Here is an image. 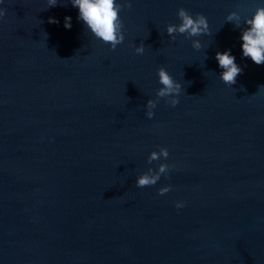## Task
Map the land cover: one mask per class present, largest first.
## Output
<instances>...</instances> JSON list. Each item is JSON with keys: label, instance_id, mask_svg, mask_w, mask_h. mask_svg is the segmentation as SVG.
<instances>
[{"label": "water", "instance_id": "water-1", "mask_svg": "<svg viewBox=\"0 0 264 264\" xmlns=\"http://www.w3.org/2000/svg\"><path fill=\"white\" fill-rule=\"evenodd\" d=\"M259 2L132 0L114 51L65 0L0 5V264H264V65L241 57L239 29L224 24ZM180 7L212 35L171 41ZM226 49L243 68L232 87L214 59ZM161 66L184 92L148 119ZM159 147L167 161L149 165ZM160 162L169 176L136 187Z\"/></svg>", "mask_w": 264, "mask_h": 264}, {"label": "clouds", "instance_id": "clouds-1", "mask_svg": "<svg viewBox=\"0 0 264 264\" xmlns=\"http://www.w3.org/2000/svg\"><path fill=\"white\" fill-rule=\"evenodd\" d=\"M59 2L60 0H47V8L55 7ZM4 3L5 0H0V5H4ZM68 3L78 9L77 20L83 23L85 30L90 32L96 40L107 44L113 51L124 42L125 30L120 13L123 9L132 7V0H65V6ZM5 14L6 9L0 7V20L4 18ZM176 15L179 23H170L166 26V34L171 41L175 42L177 34L183 35L185 39L212 35L205 15L201 13L192 14L183 7L178 8ZM71 21V16L64 17L63 26L65 29L72 28ZM48 22L59 23L58 20L51 17ZM225 23H231L234 30L239 29L240 31L241 57L250 58L256 65H264V0H260L250 15L242 16L237 11L229 12L224 18ZM133 47L135 54H144L145 45L143 41L139 45L134 44ZM191 47L200 51L204 45L199 39H192ZM207 58L205 52V60ZM214 59L220 69L219 79L229 87L235 85L237 77L243 73V68L236 62V56L232 54L231 49L216 51ZM156 75L161 87L156 90V99L150 98L144 105L145 116L148 119H153L154 110L161 98H164L171 107H176L182 91L184 92L182 84L175 80L165 67H159ZM261 88H264V85L260 86L259 90ZM168 157V148L159 147L158 151L150 152L147 162L151 165L153 161H167ZM173 168L174 165L166 162H160L155 169L148 167L145 172L136 177L135 185L138 188L154 186L162 176L168 177ZM172 187L171 184L162 186L157 190V194L163 196L170 192ZM174 206L177 209L183 208L185 201L177 200L174 202Z\"/></svg>", "mask_w": 264, "mask_h": 264}]
</instances>
